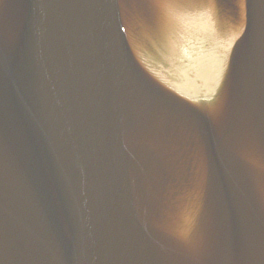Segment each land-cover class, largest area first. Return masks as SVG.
<instances>
[{
  "label": "water",
  "instance_id": "water-1",
  "mask_svg": "<svg viewBox=\"0 0 264 264\" xmlns=\"http://www.w3.org/2000/svg\"><path fill=\"white\" fill-rule=\"evenodd\" d=\"M0 264H264V0H0Z\"/></svg>",
  "mask_w": 264,
  "mask_h": 264
}]
</instances>
